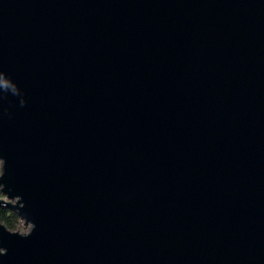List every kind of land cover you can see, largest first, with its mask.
<instances>
[{
	"label": "water",
	"instance_id": "1",
	"mask_svg": "<svg viewBox=\"0 0 264 264\" xmlns=\"http://www.w3.org/2000/svg\"><path fill=\"white\" fill-rule=\"evenodd\" d=\"M0 264H264V0H0Z\"/></svg>",
	"mask_w": 264,
	"mask_h": 264
},
{
	"label": "trees",
	"instance_id": "2",
	"mask_svg": "<svg viewBox=\"0 0 264 264\" xmlns=\"http://www.w3.org/2000/svg\"><path fill=\"white\" fill-rule=\"evenodd\" d=\"M0 221L3 222L8 228H12L18 221V217L10 208L0 206Z\"/></svg>",
	"mask_w": 264,
	"mask_h": 264
},
{
	"label": "rangeland",
	"instance_id": "3",
	"mask_svg": "<svg viewBox=\"0 0 264 264\" xmlns=\"http://www.w3.org/2000/svg\"><path fill=\"white\" fill-rule=\"evenodd\" d=\"M0 198H5L3 194H1L0 192ZM1 222V221H0ZM3 223V222H1ZM4 224V223H3ZM5 225V224H4ZM6 226V225H5ZM7 227V226H6ZM8 228V227H7ZM10 229L11 231H18V232H21V233H26L28 232V230L30 229V224H24L22 225V220H20L18 218V221L16 222L15 226L12 227V228H8Z\"/></svg>",
	"mask_w": 264,
	"mask_h": 264
}]
</instances>
